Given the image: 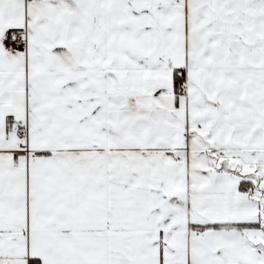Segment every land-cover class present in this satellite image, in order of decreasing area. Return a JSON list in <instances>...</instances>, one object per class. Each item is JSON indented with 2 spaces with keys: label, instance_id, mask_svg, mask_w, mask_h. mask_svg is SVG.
<instances>
[{
  "label": "snow or ice",
  "instance_id": "1",
  "mask_svg": "<svg viewBox=\"0 0 264 264\" xmlns=\"http://www.w3.org/2000/svg\"><path fill=\"white\" fill-rule=\"evenodd\" d=\"M0 264H264V0H0Z\"/></svg>",
  "mask_w": 264,
  "mask_h": 264
}]
</instances>
